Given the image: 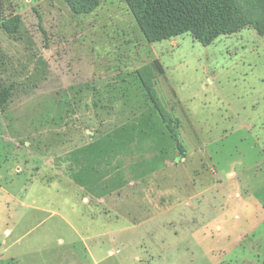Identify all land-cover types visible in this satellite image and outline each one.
<instances>
[{"label": "rangeland", "instance_id": "1", "mask_svg": "<svg viewBox=\"0 0 264 264\" xmlns=\"http://www.w3.org/2000/svg\"><path fill=\"white\" fill-rule=\"evenodd\" d=\"M0 90V239L32 226L14 250H66L59 215L85 216L101 264L264 263L254 25L154 40L127 0H0Z\"/></svg>", "mask_w": 264, "mask_h": 264}, {"label": "trees", "instance_id": "2", "mask_svg": "<svg viewBox=\"0 0 264 264\" xmlns=\"http://www.w3.org/2000/svg\"><path fill=\"white\" fill-rule=\"evenodd\" d=\"M146 36L162 39L186 30L213 36L252 24L264 35V0H127ZM76 13L95 9L100 0H66ZM10 22L4 23L8 30ZM13 31V30H12ZM6 101L0 90V106ZM264 264V263H263Z\"/></svg>", "mask_w": 264, "mask_h": 264}, {"label": "crops", "instance_id": "3", "mask_svg": "<svg viewBox=\"0 0 264 264\" xmlns=\"http://www.w3.org/2000/svg\"><path fill=\"white\" fill-rule=\"evenodd\" d=\"M25 186H22V192L25 189ZM33 188L34 187H32V189ZM32 189L30 188L31 193ZM6 193L8 194V192ZM29 199L30 200L27 202L21 198H19L18 201H15L19 203V206L22 207V211H25V215H27V217H23V214H21L19 217H17V225L26 222L28 223L29 220L33 219L34 217L36 220L39 219L38 213L42 211L38 207V200L32 197ZM55 214L58 213L53 210L52 214L49 215L51 218H53ZM59 216L60 217H57L60 218L59 220L64 224L65 229L71 232V235L69 236H59L58 238V242L62 245H65L67 248L66 250H45L40 252H24L21 249L14 250L15 247L22 244L23 238L31 230L32 226L25 234H14L15 230L13 231L12 228L6 227L4 229L5 237L0 239V264H101L103 259L101 256L96 254L98 252V249H96V244L93 247L86 246L87 231L81 229V227L85 228L90 224L96 225L97 220L87 219L85 216H78L70 220V218L65 217L64 215ZM48 218L49 217L46 219ZM92 236L96 235L93 234ZM79 242L83 243V250L80 248L81 245ZM88 259H90L91 262H88Z\"/></svg>", "mask_w": 264, "mask_h": 264}]
</instances>
